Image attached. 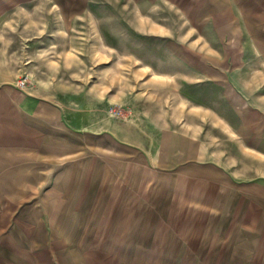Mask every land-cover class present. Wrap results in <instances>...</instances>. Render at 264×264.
I'll return each instance as SVG.
<instances>
[{
  "label": "rangeland",
  "instance_id": "obj_1",
  "mask_svg": "<svg viewBox=\"0 0 264 264\" xmlns=\"http://www.w3.org/2000/svg\"><path fill=\"white\" fill-rule=\"evenodd\" d=\"M243 73L264 0H0V264H264V156L199 108Z\"/></svg>",
  "mask_w": 264,
  "mask_h": 264
},
{
  "label": "crops",
  "instance_id": "obj_2",
  "mask_svg": "<svg viewBox=\"0 0 264 264\" xmlns=\"http://www.w3.org/2000/svg\"><path fill=\"white\" fill-rule=\"evenodd\" d=\"M211 81L214 83V93L223 94V96L220 95L221 101L215 99V102L208 107L205 102H199V108L209 109V113L215 116V121L229 128L235 147L238 149L237 152L241 156L240 159L232 158V161L243 162L244 156H246L247 162H249V159L253 161L258 156H264V75L243 73L229 77L214 76ZM223 99L228 100V102ZM222 115L233 116L229 121V127L227 126L228 119L219 117ZM244 173L245 175L242 174L241 179L247 180L246 183L255 179L248 170L247 174ZM260 178L264 179V176H260ZM251 208L252 210L255 209L254 205ZM230 225L248 228L246 240L230 236L231 244L254 242V239L251 240V236L248 234H262L264 236V220L261 219L239 220L236 218L232 220ZM227 238L229 239L228 235H222V239L216 241L228 242ZM231 249L234 251L233 245Z\"/></svg>",
  "mask_w": 264,
  "mask_h": 264
}]
</instances>
